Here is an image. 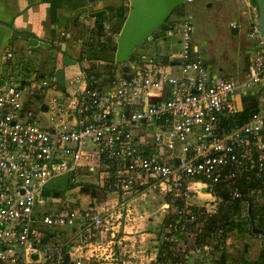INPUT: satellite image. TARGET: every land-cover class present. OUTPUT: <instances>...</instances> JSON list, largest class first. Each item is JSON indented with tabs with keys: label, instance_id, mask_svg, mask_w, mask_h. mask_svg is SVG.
Masks as SVG:
<instances>
[{
	"label": "built area",
	"instance_id": "1",
	"mask_svg": "<svg viewBox=\"0 0 264 264\" xmlns=\"http://www.w3.org/2000/svg\"><path fill=\"white\" fill-rule=\"evenodd\" d=\"M177 31L178 49L172 52L177 56L166 64L175 72L163 71L160 54L133 51L132 59L117 63L113 77L82 72L65 92L52 88L54 77L36 73L3 81L0 264H91L79 254L83 244L91 256H99L101 243L90 238L109 230L107 210L90 202L40 212L42 191L56 177L80 168L82 176L101 175L103 185L116 193L145 195L156 189L164 194L166 230L156 247L170 243L174 264H193L194 258L212 264V220L221 217L224 200L241 205L228 221L249 219V206L264 207V39L257 20L249 28L254 48L239 77L218 74L190 55V21H182ZM5 51L11 57L10 49ZM81 80L87 81L83 87ZM31 93L40 96L37 111L29 104ZM177 143V153L160 154L174 152ZM38 221L54 229L78 225L87 233L79 232L78 244L68 251L56 245L50 249ZM106 248L112 253L111 245Z\"/></svg>",
	"mask_w": 264,
	"mask_h": 264
},
{
	"label": "crops",
	"instance_id": "2",
	"mask_svg": "<svg viewBox=\"0 0 264 264\" xmlns=\"http://www.w3.org/2000/svg\"><path fill=\"white\" fill-rule=\"evenodd\" d=\"M214 1L219 4L228 5L229 13L231 14V16H228V19L230 22H236V26L231 27V30H237L235 33H231H238L240 26L244 25L247 29H245L247 31V38L251 40V47L246 46L240 50L239 62L236 68L231 71L234 76L239 77L248 66L250 53L255 44V40L249 36L250 24L258 19L257 5L254 4L253 0H230L232 5L228 4L229 0H213L211 3L205 0H185L172 10L173 12L166 17V22L164 20L167 25L171 26V29L168 30L170 34H166V36L159 37L153 41L156 42L155 45L157 47L162 48V43H165L167 39L176 37L171 31L176 23L184 20L192 23L190 18L185 17L187 13L191 12L190 10H192V16H195L198 22H203V30L206 33L209 27L208 22L204 15L201 14L200 6L198 5L203 3V6H205L208 3V6H212ZM131 9L130 0H0V79L4 81L9 79L10 76L13 77L12 74L19 72V67L23 74V71L32 70L28 66L23 65L22 61L18 59L31 51H39L42 56L53 55L55 64L51 67V71L48 72L49 77H54V70L62 66L64 68V85L67 78L70 80H73L77 76L82 78V72L93 73L96 77H113L116 70L120 67V64L115 63L114 58L116 50L115 38H117ZM172 14H175V16H172ZM176 16H183V19L175 21L174 17ZM118 24L120 25L118 26ZM228 26L230 27V25ZM159 31L161 29H158ZM31 34H33V38L50 44V48L38 43L36 49H31L28 44ZM207 37L208 39L203 38L201 40L206 42L210 36L207 34ZM176 40L169 42L166 52L162 48L163 52L158 53L165 67L170 57L177 56L172 53L177 48ZM146 41L152 40H144L140 44ZM63 45L64 50L62 51L61 46ZM175 45L176 47H174ZM171 48L172 50H170ZM6 49H10L11 57L6 56ZM193 50H197L196 53H199V46L196 43H193ZM64 54L74 60V63L63 64L62 57ZM108 63L113 66L114 74H110L111 70L107 67ZM166 68L170 69V72L176 71L174 66ZM33 70L37 71L36 68ZM38 70L39 75L44 74L41 71V67ZM219 74L227 75L222 72ZM54 84L59 85L57 83ZM54 84L53 86H55ZM85 84H87V81L82 82L81 80L79 85L83 87ZM38 97L40 99V96ZM251 102L248 101L247 103L251 107L259 109V106H261L260 104H256L255 101ZM88 175L91 176L92 174ZM83 177L87 176L84 175ZM75 179L78 180V178L70 176V184L63 180L64 184L62 187L56 186L55 179L53 182L61 192L65 190V185L66 188H70L68 191H65L68 194L78 189L85 191L84 189L87 186L74 185L73 181ZM91 192L92 195L95 193V191ZM111 192L114 193L115 191L112 190ZM122 194H127L125 197L128 199L121 201V203L117 200L109 208H106L111 222L109 230H101L96 234L95 239L102 245V250L100 249L98 253L99 256H91L90 249L86 244L82 245L79 254L89 258L91 264H109L104 260H111L114 264H121L119 262L122 260L121 256H125L126 253V257L129 258L127 262L130 264H170L171 261H174L171 255H169L170 257L167 256L170 252H167V257L159 260V247H156V243H159V240L154 231L147 232L146 229L150 224H162L163 229L161 234L165 232L166 210H164L165 214L162 216H146L144 218L141 209L144 214L146 213L145 208L148 206V200L144 198V195ZM78 198L77 200H80ZM68 200L74 202L75 198H68ZM90 202L96 204L94 200ZM90 202L88 201L87 204ZM163 204L161 205L162 208ZM69 227H71V231L67 236L58 234L51 236L49 235L52 232L51 230L47 228L39 229L42 234L43 243L46 244L45 247L52 249L53 245H56V247H62L65 251H68L71 244H78L79 232L87 233L85 228L80 230L78 225ZM90 240H94V238L92 237ZM111 241H113L111 245L112 253H108L105 255L106 257H103L107 249L106 246L110 245ZM162 247L163 250L166 246ZM164 250H168V248ZM95 254L97 255V253ZM262 256L264 257V255ZM230 257L233 256L231 255Z\"/></svg>",
	"mask_w": 264,
	"mask_h": 264
},
{
	"label": "rangeland",
	"instance_id": "3",
	"mask_svg": "<svg viewBox=\"0 0 264 264\" xmlns=\"http://www.w3.org/2000/svg\"><path fill=\"white\" fill-rule=\"evenodd\" d=\"M206 2L211 3L213 0H205ZM208 3L203 6V3H200L198 6H200V11L201 14L204 15L208 22V31L203 30V22L197 20L195 16H192V10H190V13L186 14V18H190L192 21L193 25V31H192V37H191V45L193 43H196L199 46V53H195L194 50H191L190 55L192 57H196L202 61L205 65L209 66L210 68L214 69L218 74L220 72L225 73L227 75L234 76V74L231 73L232 69L236 68V65L238 64V57L240 50L242 48H245L246 46L249 47L251 45V40L247 38V29L244 25L240 26V31L236 34L231 33V27L230 25V20L228 19V16H231L229 13L228 5L225 4H219L214 1L212 6H208ZM232 5V2L229 0V3ZM195 6V3H194ZM192 8V7H189ZM190 15V16H189ZM202 15V16H203ZM172 16H175V14H172ZM183 16H176L174 17L176 20L179 21ZM233 21V20H231ZM166 22V20H165ZM163 22L164 24H166ZM202 22V23H201ZM182 22L176 23L171 30L174 33L175 39L178 38L179 36V31H177L178 26ZM177 27V29H176ZM246 29V30H245ZM246 31V32H245ZM207 34L209 37V40L203 41L201 39L206 38ZM167 39L165 43H162V48L165 50L164 52L167 51L169 42L175 39ZM200 38V39H198ZM155 41H146L143 44H139L135 47L134 53L135 55H139L140 53H146V54H156L159 52H163L162 48L157 47ZM160 46V45H159ZM176 47V45L174 46ZM251 47V46H250ZM175 48V50H177ZM172 50V48L170 49ZM174 50V51H175ZM41 56V57H40ZM22 61V64L25 65L26 67L32 69L29 71H23L24 74L22 73L21 68H18L19 72H16L15 74H12L13 77L17 81H21L25 78L31 77L33 73H38V69L40 67L42 68V72H44L43 77L45 79H49V71H51V67L55 64V59L53 55L49 54L47 56H42L40 55L39 51H31L24 56L18 58ZM237 60V61H236ZM107 67L109 70L112 69V65L110 63L107 64ZM33 70V69H35ZM163 71L170 73V69L166 67H162ZM219 71V72H218ZM41 73V72H40ZM39 74V73H38ZM68 77V76H67ZM235 77V76H234ZM74 78V77H73ZM72 78V79H73ZM70 79L67 78L65 85L64 86H59L55 85L52 88L54 90H58L61 92H65V90L69 89V87H75V85L71 86ZM57 88V89H56ZM39 95H34L31 93L29 97V104L31 108L35 109L37 111L38 108V103H40V99L38 97ZM260 110H263L261 106H259ZM178 143L176 144V150L174 152L168 151V150H160V154L163 156H167L173 153H177V148H178ZM84 173V169L80 168L78 171L72 176V173L70 174H64L56 177L55 182L57 187H62L63 186V180L65 182L70 181V176L78 178V180H74V185H82V186H87L85 191L78 189L76 191H73V193H66L65 191H68L70 188H66L65 185V190L61 192L59 196L57 195H47L43 197V205L40 208V212L42 211H56V210H62L64 208H72V207H86L87 202L89 201H95L99 209H105L109 208L112 203L115 201L119 200L120 203L121 201H125L128 198L125 197L127 194H122L119 192L118 194L116 192L112 193L110 189H108L106 186L103 185L102 182V177L101 175H88L86 174L87 177L80 176ZM66 175V176H65ZM80 176V177H79ZM85 180V181H84ZM72 182V181H71ZM72 182V183H73ZM70 184V183H69ZM108 186V185H107ZM91 191H95L93 193ZM97 191V192H96ZM58 192V191H57ZM80 197L78 198V196ZM80 200H77V198ZM68 198L73 199L75 198V201H70ZM83 198H85L83 200ZM144 198L148 200V206L145 208L146 213L143 214V210L141 209V213L144 216H162L164 213V209L162 208V204L165 203V198L164 194L160 192L159 190H149L146 195H144ZM249 219H246L245 217H239L237 220H233L234 222H238L242 229H233V230H226V233L224 236H222L221 231L215 230L213 231V234L210 237V240H212V243L215 247V257L212 261V264H218L220 261L219 259V254L220 252L223 253L225 256L226 264H241V261H256V264H264L263 260L264 257L261 255L263 251V247L260 245V238L261 236H258L256 234H249V228H250V223L248 221ZM146 222V220L144 219ZM39 229L42 228H47L51 231H53V235H62V236H67L70 231L71 227L69 226H63L61 228H50L45 226L41 221H38L35 223ZM149 227H146L147 232L149 231H154L156 234L158 240L160 241L161 238L159 236L161 235V231L163 229L162 224H156V225H148ZM190 229V228H189ZM192 229V228H191ZM205 232H207L206 227H204ZM96 231V230H92ZM188 232H191L187 229ZM78 239V237H77ZM95 239V237H94ZM97 240V239H96ZM157 240V241H158ZM78 242V241H77ZM158 244V242L156 243ZM112 245V243L110 244ZM102 246V245H101ZM244 246H246V250L244 249ZM152 247V245H151ZM249 248V251H248ZM102 250V248H100ZM100 249L98 250L97 253L100 252ZM248 251V252H247ZM104 252V251H103ZM108 251H105L103 254V257H106L105 255L108 254ZM127 253L125 256H121V264H130L127 262L129 260L128 257H126ZM233 257H230V256ZM193 257H191L192 259ZM107 259V258H105ZM107 261L109 264H114L111 260H104ZM190 262L193 264H199L198 259H192Z\"/></svg>",
	"mask_w": 264,
	"mask_h": 264
},
{
	"label": "water",
	"instance_id": "4",
	"mask_svg": "<svg viewBox=\"0 0 264 264\" xmlns=\"http://www.w3.org/2000/svg\"><path fill=\"white\" fill-rule=\"evenodd\" d=\"M185 0H130L132 9L129 16L123 23L120 32L115 38L116 50H115V63H124L128 59L133 58V51L137 45L144 40H155L159 37H164L166 32L171 29L170 25L164 24L166 17L174 10L179 4ZM258 10L257 26L259 33L264 39V0H255ZM120 24H118L119 26ZM158 29L161 31L158 32ZM237 30L232 29L231 32L235 33ZM50 48V44L41 42L33 38L31 34L28 44L31 49H36L37 44ZM61 50H64V45L61 46ZM63 64H73L74 60L67 55H63ZM123 76L128 71V66L124 65L121 68ZM54 80L60 86L64 85V68L62 66L57 67L54 70ZM3 80L0 79V85ZM45 105H42V109ZM178 162V160H176ZM55 187V186H53ZM59 192H53V195H58ZM44 196L50 195L49 189L42 191ZM251 207H248L250 212ZM250 217V216H249ZM252 231H257L252 229ZM264 235L263 231H261ZM246 250V246H244ZM35 257V256H33ZM66 255V259H67Z\"/></svg>",
	"mask_w": 264,
	"mask_h": 264
},
{
	"label": "trees",
	"instance_id": "5",
	"mask_svg": "<svg viewBox=\"0 0 264 264\" xmlns=\"http://www.w3.org/2000/svg\"><path fill=\"white\" fill-rule=\"evenodd\" d=\"M253 2L256 5L255 0H253ZM110 74H114L113 69H111ZM251 207L252 208H251L250 212H248V216H250L251 218L258 217V219L260 220V222L263 226L264 225V207H262L260 210L259 209L254 210L253 205ZM240 209H241V205L238 201H226V200H224L222 202V204L220 205V209H219L221 217L218 219L212 220V223L216 224V229L221 231L222 236L225 235L226 230H233V229H240L241 230L242 229L241 225L238 222H234L233 220H231V221L227 220V218L230 217L232 214L239 213ZM165 221H166V219H165ZM209 229H210V226H209ZM49 235H51V234H49ZM51 236H53V235H51ZM160 246H161V249H160ZM160 246H158L159 247V250H158L159 260L163 259V257H167V256L171 255L169 253L167 256L161 255L163 252H170L171 251V248H170L171 244L170 243L163 242L160 244ZM162 246H166L164 249L168 248V250H164V249L162 250V248H163ZM219 255H220L219 256L220 261L218 262V264H226L225 256L223 255V253L221 252ZM173 262H175V259H174V261H171L170 264H173ZM256 263H257L256 261H245V260L241 261V264H256Z\"/></svg>",
	"mask_w": 264,
	"mask_h": 264
},
{
	"label": "flooded vegetation",
	"instance_id": "6",
	"mask_svg": "<svg viewBox=\"0 0 264 264\" xmlns=\"http://www.w3.org/2000/svg\"><path fill=\"white\" fill-rule=\"evenodd\" d=\"M53 186H55L54 182H51L48 185V189L50 190V194H52L55 191H58L59 193H58L57 196H59L61 194V191L58 190L56 188V186L55 187H53ZM248 221L250 223V228H249L250 230H249L248 233L249 234H256L258 236H261L260 245L263 247L262 255H264V235L261 232V231H263V233H264V225L262 226V224H261L260 220L258 219V217H256V218L249 217ZM252 229H256L257 231H252Z\"/></svg>",
	"mask_w": 264,
	"mask_h": 264
}]
</instances>
